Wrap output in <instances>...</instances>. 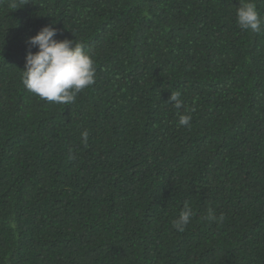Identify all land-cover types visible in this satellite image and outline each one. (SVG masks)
Wrapping results in <instances>:
<instances>
[{
	"label": "trees",
	"instance_id": "obj_1",
	"mask_svg": "<svg viewBox=\"0 0 264 264\" xmlns=\"http://www.w3.org/2000/svg\"><path fill=\"white\" fill-rule=\"evenodd\" d=\"M11 2L0 0V264H264V30L240 29L241 0ZM45 25L95 62L68 105L22 83L26 39ZM186 201L194 215L177 232Z\"/></svg>",
	"mask_w": 264,
	"mask_h": 264
},
{
	"label": "clouds",
	"instance_id": "obj_2",
	"mask_svg": "<svg viewBox=\"0 0 264 264\" xmlns=\"http://www.w3.org/2000/svg\"><path fill=\"white\" fill-rule=\"evenodd\" d=\"M27 0H12L10 7L15 9ZM19 5V6H18ZM236 20L241 30L259 33L262 21L254 0H241L236 9ZM58 30L52 25H45L26 39L25 63L22 70L24 87L39 98L48 102L68 105L75 101L76 95L95 82V62L84 49L82 43L73 39H56ZM36 48L33 52L31 49ZM168 102L176 109L183 108L179 91L171 92ZM191 111L178 113V124L190 127ZM83 142H87L88 132L81 133ZM194 215L193 208L186 201L172 227L177 232H184ZM208 221H222L223 215L217 217L211 210L205 215Z\"/></svg>",
	"mask_w": 264,
	"mask_h": 264
}]
</instances>
